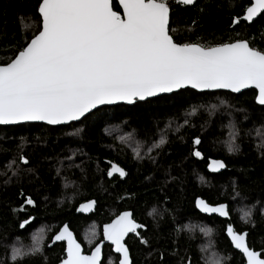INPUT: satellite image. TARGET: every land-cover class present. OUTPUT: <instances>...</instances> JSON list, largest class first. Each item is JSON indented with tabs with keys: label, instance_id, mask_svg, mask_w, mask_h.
Masks as SVG:
<instances>
[{
	"label": "trees",
	"instance_id": "16d2710c",
	"mask_svg": "<svg viewBox=\"0 0 264 264\" xmlns=\"http://www.w3.org/2000/svg\"><path fill=\"white\" fill-rule=\"evenodd\" d=\"M40 3L0 0V66L42 30ZM167 3L170 35L178 44L249 41L264 51V13L252 24L242 20L252 0ZM256 99L255 90L187 89L103 107L67 126H0V264H58L65 246L47 244L66 223L88 254L103 240V227L127 210L146 228L127 240L132 264H245L226 236L229 225L247 231L250 249L264 259V106ZM211 159L223 161L226 171L211 173ZM113 165L125 177H109ZM198 198L227 204L231 220L201 215ZM90 200L97 202L95 213L77 215ZM242 210L250 218H242ZM42 228L48 231L44 250L13 260L17 248L33 250L32 236ZM118 260L106 246L102 264Z\"/></svg>",
	"mask_w": 264,
	"mask_h": 264
},
{
	"label": "snow or ice",
	"instance_id": "6c2138e0",
	"mask_svg": "<svg viewBox=\"0 0 264 264\" xmlns=\"http://www.w3.org/2000/svg\"><path fill=\"white\" fill-rule=\"evenodd\" d=\"M177 2L193 5L196 0ZM119 3L123 16L113 11L112 0H41L42 30L10 62L0 66V125L23 121L62 124L79 120L97 105L132 103L188 86L232 92L254 87L259 104L264 105V51L250 46L249 41L208 47L178 44L170 35L167 0ZM246 11L244 19L251 21L264 12V0H255ZM164 142L161 139L160 143ZM195 155L201 154L197 151ZM224 167L223 162H211L212 171ZM115 173L126 175L122 168L112 166L109 175ZM27 203L33 201L28 199ZM198 204L204 212L228 215L224 205L210 207L203 200ZM250 216L249 210H242V218ZM140 227L130 212L105 227V238L122 253L120 264H130L124 238ZM227 232L247 257V264H264L260 253L247 246L246 233L236 234L231 226ZM60 240L67 241L62 264H99L100 247L91 256L82 255L67 227L55 236V241ZM38 251L39 247L30 253L16 249L12 259Z\"/></svg>",
	"mask_w": 264,
	"mask_h": 264
},
{
	"label": "water",
	"instance_id": "95a60500",
	"mask_svg": "<svg viewBox=\"0 0 264 264\" xmlns=\"http://www.w3.org/2000/svg\"><path fill=\"white\" fill-rule=\"evenodd\" d=\"M197 1H198V0H196V3H197ZM117 2H118V4H119V6H120V8H121V10H122V14H123V7H122V5H120L119 0H117ZM196 3H195V4H196ZM254 3H255V0H252V4H251V6H253ZM180 4H181V3H180ZM195 4H193V5H183V4H181V5H183V6H187V7H191V6H194ZM112 8H113V2H112ZM113 11H115L114 8H113ZM115 12H116V11H115ZM263 13H264V12L260 13V14L257 15L256 17H254L251 21H247L246 19H244V17L247 15V11H246L245 14H244V16H243V18H242V20H243L244 22L248 23V24H252L253 22L257 21ZM39 14H40V13H39ZM40 16H41V14H40ZM41 18H42V16H41ZM169 24H170V17H169ZM187 89H189V90H193V91H196V92H199V93H205V92H209V93H212V92H227V93H231V94H235V95H240V94H242V93H244V92H246V91H249V90H255V91L257 92V99H256L257 104H258L259 106H264V105L259 104V102H258V90L255 89L254 87H252V88H247V89H242L240 92H232L230 89H206V90H200V89H194V88L188 86V87H184V88L176 89V90H174V91H172V92H168V93H159V94H157V95H155V96L146 97V98L143 99V100H140V99L137 98V99H135L132 103H129V102H127V101H117V102H115V103H111V104L97 105V107L93 108L90 112L86 113V114H85L84 116H82L79 120L68 121V122H66V123H62V124L51 125V124H48V123L45 122V121H23V122H19V123H16V124H8V125H0V126H1V127H7V126H19V125H24V124H42V125H47V126H51V127L67 126V125H70V124H73V123L81 122L84 118H86L87 116H89L90 114H92L93 112H95L96 110L101 109V108H103V107H114V106H120V105L133 106V105L136 104V102H146V101H148V100H152V99H155V98H158V97H161V96H169V95H172V94L177 93V92H179V91L187 90ZM212 161H220V162H223V161H221V160H213V159L209 160V170H210L211 173L219 174V173H222V172L226 171L227 166H226V164H225L224 162H223V164L225 165L224 168H221V169H219V170H217V171H212V169H211V162H212ZM113 166H118V165H113ZM118 167L121 168L120 166H118ZM110 171H111V170H110ZM115 176H120V175H119V173H115V174H113V175H111V176L109 175V177H115ZM121 177H122V176H121ZM123 177H125V176H123ZM200 200H203V201H204L207 205H209L210 207H219V206H221V205L226 206V210H227V212H228V215H227V216H221L219 213L204 212V211L201 210V208L199 207L198 201H200ZM92 202H94V204L92 205L91 208H87V207H85L86 205H88V204H90V203H92ZM195 206H196L197 211H198L201 215H204V216H207V217H218L219 219H221V220H225V221H230V220H231V216H230V213H229V207H228L227 204L211 205V204H209L206 200H204V199H202V198H198V199L196 200V202H195ZM96 208H97V202H96L95 200H90V201H87V202H84V203L80 204V205L78 206V208H77L76 214H77V215H83V216H90V215H92L93 213H95ZM125 212H130V213L132 214V219H134L133 212H131V211H129V210L120 213V214H119L117 217H115L110 223L106 224V225L103 227V231H102V233H103V240H102L101 242H99V243L96 245V247H95V248H94L89 254H86V253H85V249H84L83 245H82L81 242L77 239L76 234H75V233L73 232V230L70 228V226H69L68 223L64 224V225L59 229V231L57 232V234H55L54 237L52 238V241H51V243H50V245H49L48 247H49V249H51V248H53L54 246H56V245H58V244H65V259H66V257H67V241H66V240L55 241V236L58 235V234H60V233L63 231V229H64L65 227H67L68 230L72 233V236H73V238L75 239V241L80 245V247H81V254H82V255H85V256H91V255L95 252V249H96L97 247H100V248H101L100 262H99V264H102V263H103V259H104V250H105V247H106V246H111V247H113V249H114V251H115V245L112 244L111 241H108V240L105 238V235H104V229H105V227H106L107 225L111 224L116 218H118L120 215H122V214L125 213ZM134 220H135V219H134ZM32 221H33V218H31V219H29V220L23 222V223L21 224V225H23V227L21 226V230H23L25 227H27L28 225H30V224L32 223ZM135 222H136V221H135ZM136 223H138V222H136ZM138 224H139V223H138ZM139 225H141L142 227H140V228L137 230V232H138L139 230H145V229H146L142 224H139ZM229 226H231V227L233 228V230L235 231L234 226H232V225H229ZM229 226H228V227H229ZM228 227H227V228H228ZM227 228H226V232H225L227 238L229 239L230 243L232 244L234 250L237 251V252H239L240 254H242V256H243L244 259H245V264H247V257L242 253V251H241L240 249H237V248L235 247L234 242L232 241L231 237L229 236V234H228V232H227ZM235 233H236V234H245V233H246L247 235H246V241H245V242H246L247 246L249 247V243H248V236H249V233H248L247 231H245V232H243V233H239V232H236V231H235ZM133 234H134V233H129V234L124 238V241H123L124 245H125V246L127 247V249H128L130 264H132V258H131L130 250H129L127 244H126V241H127V239H128L131 235H133ZM249 249H250V247H249ZM250 250H252V249H250ZM253 251H254V250H253ZM115 252H116V251H115ZM116 253H117L118 255H120V260H119V264H120V262H121V260H122V253H118V252H116ZM262 259H263V258H262ZM62 262H63V261H62ZM62 262H61L60 264H62Z\"/></svg>",
	"mask_w": 264,
	"mask_h": 264
},
{
	"label": "rangeland",
	"instance_id": "374dc122",
	"mask_svg": "<svg viewBox=\"0 0 264 264\" xmlns=\"http://www.w3.org/2000/svg\"><path fill=\"white\" fill-rule=\"evenodd\" d=\"M48 235V231L45 229V228H42V230H37L35 232V235L32 236V246L34 247L33 250L37 247H39L41 249V251H43V245L45 244V241H46V236ZM36 237L39 238V243H37L36 241ZM17 249H20L21 251H23L24 253H30L32 252L30 249L29 250H25L23 247L22 248H17ZM40 252V251H38ZM14 253V252H13ZM13 255V254H12ZM27 255V254H25ZM24 255V256H25ZM23 256V257H24ZM21 259V258H20Z\"/></svg>",
	"mask_w": 264,
	"mask_h": 264
},
{
	"label": "flooded vegetation",
	"instance_id": "af4514ba",
	"mask_svg": "<svg viewBox=\"0 0 264 264\" xmlns=\"http://www.w3.org/2000/svg\"><path fill=\"white\" fill-rule=\"evenodd\" d=\"M135 221H136V220H135ZM136 222H137V221H136ZM58 231H59V230H58ZM58 231H57V232H58ZM143 231H144V230H143ZM138 232H139V231H138ZM138 232H137V233H138ZM137 233H134V234L131 235L130 237H132V236H138L139 233H138V234H137ZM55 234H57V233H55ZM55 234H54V235H55ZM53 237H54V236H53ZM53 237H52V238H53ZM130 237H129V238H130ZM52 238H51V240L48 242V244H47L48 246L50 245V243H51V241H52ZM129 238H128V239H129ZM128 239H127V240H128ZM47 240H48V239H47ZM47 240L45 241V243H47ZM126 244H127V241H126ZM58 245H64V246H65V244H58ZM48 246H47V248L49 249ZM56 246H57V245H56ZM127 246H128V245H127ZM54 247H55V246H54ZM110 247H111V246H110ZM111 248L113 249V247H111ZM128 248H129V247H128ZM92 250H93V248H92ZM92 250H91V251H92ZM129 250H130V249H129ZM104 252H105V250H104ZM113 252H114V254H116V255L118 256V259L120 260V255H118V254L114 251V249H113ZM130 253H131V252H130ZM86 254H87V253H86ZM88 254H89V253H88ZM131 258H132V256H131ZM64 259H65V258H64ZM103 260H104V259H103ZM119 260H118V264H119ZM62 261H63V260H62ZM62 261H61V262H62ZM61 262H59L58 264H60Z\"/></svg>",
	"mask_w": 264,
	"mask_h": 264
}]
</instances>
